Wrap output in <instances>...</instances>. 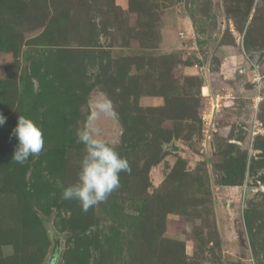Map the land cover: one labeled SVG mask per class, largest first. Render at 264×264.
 <instances>
[{"label": "rangeland", "instance_id": "obj_1", "mask_svg": "<svg viewBox=\"0 0 264 264\" xmlns=\"http://www.w3.org/2000/svg\"><path fill=\"white\" fill-rule=\"evenodd\" d=\"M99 93L131 171L84 212L57 182ZM0 114V264H264V0H0Z\"/></svg>", "mask_w": 264, "mask_h": 264}, {"label": "clouds", "instance_id": "obj_2", "mask_svg": "<svg viewBox=\"0 0 264 264\" xmlns=\"http://www.w3.org/2000/svg\"><path fill=\"white\" fill-rule=\"evenodd\" d=\"M92 110L84 125L76 131V142L84 146V155L79 161L78 181L71 186H63L62 199L76 200L82 211L105 202L121 186L120 174L131 171L128 160L122 157L114 146L102 138L97 121L101 117L117 119L118 113L112 101L103 93L92 100ZM6 117L0 114V126ZM18 144L12 160L23 165L30 156H38L44 149L45 140L42 130L29 118L19 116L12 130Z\"/></svg>", "mask_w": 264, "mask_h": 264}, {"label": "water", "instance_id": "obj_3", "mask_svg": "<svg viewBox=\"0 0 264 264\" xmlns=\"http://www.w3.org/2000/svg\"><path fill=\"white\" fill-rule=\"evenodd\" d=\"M260 57H261V54H258V56L255 59H253V62L255 63ZM48 264H54L53 258L50 260Z\"/></svg>", "mask_w": 264, "mask_h": 264}]
</instances>
